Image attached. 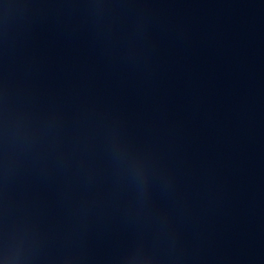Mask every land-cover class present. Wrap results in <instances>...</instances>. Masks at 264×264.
<instances>
[{"label":"water","instance_id":"water-1","mask_svg":"<svg viewBox=\"0 0 264 264\" xmlns=\"http://www.w3.org/2000/svg\"><path fill=\"white\" fill-rule=\"evenodd\" d=\"M0 264H264V21L150 147Z\"/></svg>","mask_w":264,"mask_h":264}]
</instances>
